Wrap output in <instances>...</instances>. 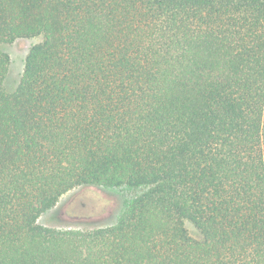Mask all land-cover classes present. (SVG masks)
I'll use <instances>...</instances> for the list:
<instances>
[{
  "label": "trees",
  "instance_id": "obj_1",
  "mask_svg": "<svg viewBox=\"0 0 264 264\" xmlns=\"http://www.w3.org/2000/svg\"><path fill=\"white\" fill-rule=\"evenodd\" d=\"M86 188L131 195L38 223ZM0 264H264V0H0Z\"/></svg>",
  "mask_w": 264,
  "mask_h": 264
},
{
  "label": "rangeland",
  "instance_id": "obj_2",
  "mask_svg": "<svg viewBox=\"0 0 264 264\" xmlns=\"http://www.w3.org/2000/svg\"><path fill=\"white\" fill-rule=\"evenodd\" d=\"M39 40H23V47L19 48V41L15 42L11 46H6L3 51L9 55L10 64L8 68V73L4 82L5 89L8 92H12L20 79L24 67L25 56L31 45L37 43ZM82 190V189H81ZM75 191L63 196L56 207L47 214L41 215L38 219V223L43 226H108L113 224L120 212L123 209L124 202L129 198L130 191L125 188L120 189H97V192L102 199V203L96 200L84 201V203H79L69 210L68 214L67 203L69 199L77 192ZM95 212L99 214V217L92 220H74L75 215H85ZM94 215V214H90ZM188 233L193 238H198L199 233L191 226L186 223Z\"/></svg>",
  "mask_w": 264,
  "mask_h": 264
},
{
  "label": "water",
  "instance_id": "obj_3",
  "mask_svg": "<svg viewBox=\"0 0 264 264\" xmlns=\"http://www.w3.org/2000/svg\"><path fill=\"white\" fill-rule=\"evenodd\" d=\"M23 40H19V48L21 49L23 47ZM99 201L102 203V199L100 198L98 192H97V188H86V189H82L81 191L75 193L68 201L67 203V210L66 213L68 214L69 210H71L74 206H76L79 203H84V201ZM90 214H94V215H90ZM93 217L97 218L99 217V214L92 212L89 214H85V215H75L73 217L74 220H92L94 219Z\"/></svg>",
  "mask_w": 264,
  "mask_h": 264
}]
</instances>
